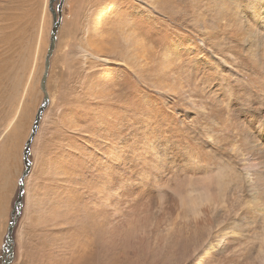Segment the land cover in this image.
<instances>
[{
	"label": "rangeland",
	"instance_id": "1",
	"mask_svg": "<svg viewBox=\"0 0 264 264\" xmlns=\"http://www.w3.org/2000/svg\"><path fill=\"white\" fill-rule=\"evenodd\" d=\"M243 1L0 0V264L11 223L9 264H264V14Z\"/></svg>",
	"mask_w": 264,
	"mask_h": 264
},
{
	"label": "water",
	"instance_id": "2",
	"mask_svg": "<svg viewBox=\"0 0 264 264\" xmlns=\"http://www.w3.org/2000/svg\"><path fill=\"white\" fill-rule=\"evenodd\" d=\"M60 11H61V5L58 6V11H57V17H56V14L53 13V27H52V32H51V37H50V46H49V49H48V53H47V57H46V60H45V73H44V78H43V82H42V88H44V81H45V78H46V74H47V69H48V66H49V59H50V56L52 54V51L54 50V46H55V42H56V31L58 29V26H59V20L57 18L60 19ZM46 107V101L43 103V105L38 109V112L36 114V117H35V121H34V124H33V127H32V131L29 135V138L25 144V148H24V163H25V166H26V171L23 175V178L24 176L26 175L27 171H28V152H29V147H30V143L32 141V139L34 138L36 132H37V128H38V122L40 120V117H41V114L42 112L44 111V108ZM21 190H20V195H19V199L17 201V204L20 202V196H21ZM12 227H13V223H11L9 225V236H8V252H9V255H10V259L6 260L4 262V264H9L10 261H11V257H12V252H11V246H10V242H11V239H10V234H11V231H12Z\"/></svg>",
	"mask_w": 264,
	"mask_h": 264
},
{
	"label": "bare ground",
	"instance_id": "3",
	"mask_svg": "<svg viewBox=\"0 0 264 264\" xmlns=\"http://www.w3.org/2000/svg\"><path fill=\"white\" fill-rule=\"evenodd\" d=\"M238 1H241V0H238ZM243 1V0H242ZM244 2V1H243ZM239 3V2H238ZM245 6H247L248 7V9H249V11H250V15H251V18H253L254 20H256V19H258L259 18V15L260 14H262V11H263V14H264V0H246L245 2ZM220 7V6H219ZM221 7H223V6H221ZM248 13V12H247ZM260 19V18H259ZM261 23V22H260ZM262 25V24H261ZM261 25H259V26H261ZM254 26V25H253ZM202 43L204 42L203 40H200ZM259 41L260 40H258L257 38H256V42L257 43H259ZM175 53H176V55H177V51H175ZM169 54H171V53H169ZM172 57V55H168V54H163L162 55V57H161V59H162V61H163V63L164 62H168V61H173L174 60V57L173 58H171ZM175 59L177 60V57H175ZM176 64V63H175ZM174 64V65H175ZM253 64V63H252ZM211 96V95H210ZM210 105H212L213 106V108H215V107H219L216 103H210ZM192 107H193V105H191ZM197 109L198 110H201L202 109V107L201 106H199V107H197ZM221 114H222V117L224 118V122L228 125L229 123H232V121H231V119L228 117V114H227V109L225 110V108H221ZM227 114V115H226ZM230 120V121H229ZM229 121V122H228ZM231 125V127H235L233 124H230ZM246 127H244V125H242V127H239V130L241 131V133L242 132H246V129H245ZM256 129V130H259L260 132L262 131V127H254L251 123L248 125V129L247 130H249V129ZM239 132V131H238ZM254 143V142H253ZM264 145V144H263ZM248 174V173H247ZM249 175H252V174H248V176ZM253 184V183H252ZM252 200L253 201H256L257 199H254V198H252ZM257 202V201H256ZM257 213V212H256ZM252 214V213H251ZM254 215H256V214H254ZM257 216V215H256ZM258 216H259V218H262V222H264V214L263 213H259L258 214ZM255 218V217H254ZM258 218V217H257ZM256 219V218H255ZM243 221V223L245 222L244 220H242ZM233 234H235V232H233ZM259 251H260V253L262 254V253H264V239H263V241H262V243H261V246H260V248H259Z\"/></svg>",
	"mask_w": 264,
	"mask_h": 264
},
{
	"label": "snow or ice",
	"instance_id": "4",
	"mask_svg": "<svg viewBox=\"0 0 264 264\" xmlns=\"http://www.w3.org/2000/svg\"><path fill=\"white\" fill-rule=\"evenodd\" d=\"M210 251V249H205L202 252H200L199 254H197L193 260H192V264H203L204 259L206 258L208 252Z\"/></svg>",
	"mask_w": 264,
	"mask_h": 264
}]
</instances>
